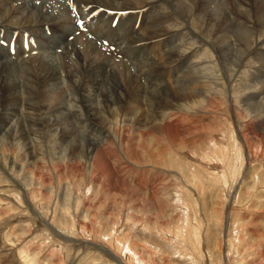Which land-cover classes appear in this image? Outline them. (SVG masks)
Masks as SVG:
<instances>
[{
	"label": "rangeland",
	"instance_id": "374dc122",
	"mask_svg": "<svg viewBox=\"0 0 264 264\" xmlns=\"http://www.w3.org/2000/svg\"><path fill=\"white\" fill-rule=\"evenodd\" d=\"M153 1L161 13L174 11L175 27L170 28L178 33L177 39L189 35L192 40L178 41L176 53L196 66L192 71L196 77L187 83L198 98L184 102L172 95L179 105L161 112L168 118L181 117V139L176 144L183 148L169 145L166 133H155L156 143L169 148L171 160H131L128 137L133 139L134 125L123 132L125 117L120 112L107 115L106 127L71 115L78 131L71 136L45 122L38 126L33 115L49 120L42 90L27 72L19 71L18 116L0 130V264H25L21 249L35 258L32 264H264V90H241L244 82L254 85L251 80L257 75L252 72L263 69L257 59L261 45L239 42L237 50L241 47L245 54L234 59L231 43L239 38L233 28L224 24L212 35L196 24L201 15L190 19L175 10L179 4L192 7L195 0H174V5L170 0ZM78 27L83 29L82 24ZM108 52V58H116L111 61L114 65L121 63L117 70L134 67V62L121 57L122 52ZM74 60L69 61L70 74L60 57L54 62L61 74L59 89L68 98L62 101L65 106L69 103L68 115V107L70 112L82 107L77 89L82 73ZM160 66L155 70L174 75L169 66ZM142 80L147 86L148 80ZM210 88L216 92L211 94ZM50 89L55 90V85ZM254 94L256 100L247 99ZM204 96L212 103L202 101ZM179 106L187 112L176 115ZM14 125L13 136L7 135ZM20 130L27 138L22 139ZM123 135L128 142L122 146ZM78 137L84 142L89 137L101 140L107 154L111 152L104 144L106 138L114 141L111 148L118 150L119 158L111 154L110 171L79 152L77 156L69 142ZM172 148L177 155L171 156Z\"/></svg>",
	"mask_w": 264,
	"mask_h": 264
},
{
	"label": "bare ground",
	"instance_id": "6f19581e",
	"mask_svg": "<svg viewBox=\"0 0 264 264\" xmlns=\"http://www.w3.org/2000/svg\"><path fill=\"white\" fill-rule=\"evenodd\" d=\"M173 2L174 0H170V3L174 5ZM154 4L153 0H0V130L7 128L18 116H16L19 110H17V94L21 90H19V87L21 88V73L19 71H23L27 72L30 80L36 83L37 89L42 90V101L45 102V109L49 112V120L47 118L45 120L41 116L36 118L33 115V119L40 124L38 126L45 122L48 127L57 126L58 129L61 127L60 132L71 136L78 132L77 128L71 124L73 121L70 119L71 115L80 120H91L93 123L106 127L108 114L119 116L121 113L125 117L120 127L123 132L129 131L128 127L131 123L134 125V131H131L132 140L128 134L124 133L129 138V142L127 140L128 157L131 160L146 161L148 159L150 161L167 157L171 160L167 154L169 148L156 143L155 133H166L171 140L169 145L175 147L181 145L180 143L176 144L178 139H181L178 129L181 117L172 115L173 117L168 118L161 112L165 107L173 106V104L179 105V102L175 103L177 97L172 95H177L181 101L182 98L184 101L185 98L189 100L188 98L196 97L193 95L196 91H192V88L188 86L189 80L196 77L195 74H192L196 66L193 63L189 64L187 59L176 53L183 39L187 42L192 40H189L191 38L188 37L189 35L183 37L182 40L181 36L177 39L178 33L174 34L176 30L170 28L175 27L172 24L174 11L169 13L162 11L161 13ZM180 5L175 9L180 16L191 19L193 15H201L196 24L205 28L212 35L219 32L224 24L233 28L236 31V37L239 38L231 43L236 53L239 52L238 54L230 52L234 59L237 56L241 59L245 54L242 53L241 47L240 51L237 50L239 42L244 44L259 42L261 52L258 53L257 59L259 58L263 63L261 67L263 69L262 71L257 70L256 73L252 72L257 75V78L251 80L254 85H249V87L244 82L241 84V90H252L250 92L264 90V79H262L264 77V48L262 46L264 44V32H262L264 28V0H195L192 7L181 8ZM253 21L256 22V25ZM80 24L86 29H80L78 27ZM23 38L26 39L25 43H23L24 41L20 43ZM12 42L14 46L11 45ZM104 42H107L108 45L105 46ZM102 43L104 44L101 45ZM234 45H237L236 48ZM108 50L116 54L122 52L121 57H126L131 60V63L134 62V67L138 66L136 71L133 69L134 67L128 68L126 71L117 70L116 67L121 66V63L118 62L114 65L111 61H116V58L112 56L108 58ZM245 50L247 51V49ZM150 51L154 53L151 56L148 55ZM57 56L62 59L69 74L70 58H76L74 61L79 68V73H82L80 84L77 85L82 106L81 111L84 110L82 113L78 109L70 112L71 109L68 107L69 113H71L68 115L66 106L69 103L67 102L65 106L62 102L68 98L66 99L65 93L63 94L59 89L61 74L58 72V66L54 64L55 61L58 62ZM148 56V59L144 58ZM140 57H143V60L148 63ZM228 59L234 61L231 56ZM163 64L174 71L172 77H167L155 70L156 67H161L160 65ZM148 65H150L149 69ZM63 73H65L64 70ZM252 73L250 74L254 77ZM71 75L68 76V80ZM146 76L147 78H145ZM142 79L148 80L147 86ZM50 85H55V90H51ZM255 85L256 88L253 90ZM215 92L214 88H210L211 94ZM198 93L200 96L202 95L201 92ZM144 99L148 103L144 104ZM247 99L256 100L255 94ZM211 100H206L205 96L202 98V101L209 104L212 103ZM244 104L251 105L250 102ZM112 105H116L117 108L116 106L112 108ZM144 107L147 108L146 111L142 109ZM129 109L137 110L130 113ZM182 111L186 110L180 108L176 115ZM14 129L15 125L6 132L7 135L13 136ZM21 136H23V138L20 137L22 139L27 138L24 131ZM126 137L124 135L123 138L121 137L122 146L126 142L124 140ZM116 138L118 137L116 136ZM106 139L104 144H108L106 148L111 152L109 154L113 153V157L118 159V150L111 148L114 141ZM191 142L193 144V141ZM200 142L202 143V141ZM69 143L74 145L77 156L79 152L80 155L87 158V161H92L95 166L110 171L109 163H112L113 157L106 153L101 140L89 137L84 142L78 137L70 140ZM196 150L192 151L196 152ZM170 154L171 156L177 155L174 148L172 151L170 150ZM19 253L25 259V264L34 262L35 258H31L26 250L21 249Z\"/></svg>",
	"mask_w": 264,
	"mask_h": 264
}]
</instances>
